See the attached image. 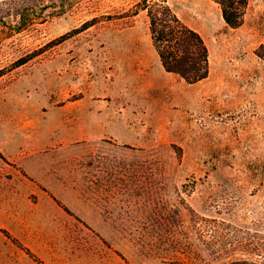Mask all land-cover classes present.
<instances>
[{"label": "rangeland", "instance_id": "1", "mask_svg": "<svg viewBox=\"0 0 264 264\" xmlns=\"http://www.w3.org/2000/svg\"><path fill=\"white\" fill-rule=\"evenodd\" d=\"M136 1L0 0L34 19L0 42V264H264V0L238 29L168 0L208 45L196 84Z\"/></svg>", "mask_w": 264, "mask_h": 264}, {"label": "trees", "instance_id": "2", "mask_svg": "<svg viewBox=\"0 0 264 264\" xmlns=\"http://www.w3.org/2000/svg\"><path fill=\"white\" fill-rule=\"evenodd\" d=\"M212 1L219 5L222 17L228 26L238 29L244 24L250 0ZM133 9V16L146 12L152 44L166 72L178 75L189 84H196L208 78L210 54L205 39L198 31L179 18L170 7L168 0H137ZM18 15L21 19L17 24H13L0 13V42L3 34L22 33L34 25V19L29 14L20 12ZM29 59L30 57L21 58L17 63L22 65ZM58 203L65 211L72 214L69 208ZM2 232L10 237L6 230ZM24 249L35 261L44 264L30 250Z\"/></svg>", "mask_w": 264, "mask_h": 264}]
</instances>
